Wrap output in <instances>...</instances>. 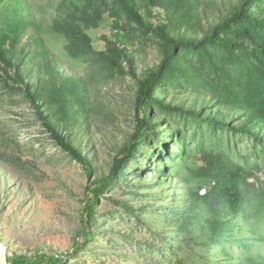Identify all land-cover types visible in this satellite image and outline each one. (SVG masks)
<instances>
[{"label":"rangeland","instance_id":"rangeland-1","mask_svg":"<svg viewBox=\"0 0 264 264\" xmlns=\"http://www.w3.org/2000/svg\"><path fill=\"white\" fill-rule=\"evenodd\" d=\"M26 1L19 20L32 24L18 43L21 60L13 66L0 60V242L8 252L69 258L55 264H264L261 127L249 132L241 116L223 124L226 104L207 108L211 97L228 99L221 83L262 76L264 29L234 52L214 45L175 51L179 59L154 90L161 105L148 107L143 141L100 196L93 239L85 243L86 188L108 176L135 140L141 85L169 43L130 17L121 0ZM133 1L148 23L196 42L247 0H195L176 17L167 11V3L178 5L174 0ZM5 15L0 11V21ZM25 84L89 159L92 180L85 162L46 127ZM65 86L74 92H54ZM231 165L243 175L239 208L225 194ZM78 242L85 244L75 252Z\"/></svg>","mask_w":264,"mask_h":264},{"label":"trees","instance_id":"trees-1","mask_svg":"<svg viewBox=\"0 0 264 264\" xmlns=\"http://www.w3.org/2000/svg\"><path fill=\"white\" fill-rule=\"evenodd\" d=\"M121 1L123 2L124 8L130 17L136 19L139 23L156 33L161 38L167 40L169 45L164 49L166 54L165 59L154 69L147 70L148 77L141 85L142 89L136 105L138 128L135 132V140L129 145L127 151L123 155L116 157L114 165L108 176L101 178L96 184L90 183L91 185H88L86 188L87 193L82 212V228L85 243L93 239L92 223L96 214L97 205L100 202V196L112 186L120 172L123 170L126 162L133 156L134 151L143 141L145 129L147 127L148 107L153 103H159L158 99L154 95V90L160 82H162L170 62L172 60L179 59L178 56L175 55V51L178 50L181 45L193 46L202 50L208 49V45H214L226 51L234 52L243 46L247 40L254 38L255 34H253V32L255 33L256 30L264 29V3H261L263 0H247L244 6L239 7L230 18L224 21H218L216 25L213 26L212 31L205 32L204 36L201 37L202 40L196 42L185 39V37L178 33L177 29H173L167 25L148 23L145 20L144 15L140 13V10L134 4L133 0ZM136 1L139 4L146 2L149 6H154L156 4H161L162 0ZM174 1L178 3L177 6H171L167 3V11L171 13L173 17H176L179 14L178 10L180 8L187 9L195 4V0ZM254 2H256L258 6L257 9H252ZM1 5L6 8L3 10ZM28 7L29 3L26 0H0V11L6 13V15L3 16V21H0V60L7 65L13 66L15 62L21 60V57L17 55V52L19 53L18 43L19 40L23 38L29 25L32 23L27 20L20 21L19 17H23L20 13ZM1 17L2 16H0V18ZM258 52H262V55L264 56V39H262V42L258 47ZM46 54L49 55V53ZM259 60L261 62L262 75L260 78H262L264 76V59L259 57ZM17 76L24 80L20 71H18ZM260 78L254 83H244L239 80L236 83H221L219 87L222 92L227 95L228 99L223 100L217 97H211L208 103L210 105H208L207 108L213 110L214 105L226 104V106L223 105V108L226 109L220 108V113L222 114V119H219L220 122L224 124L228 122V118H239L240 116L246 118L247 123L245 128L249 127L248 130L251 132L255 131L254 128L260 126L261 131L259 132L261 133L257 134V138L264 141V94L259 92L261 82ZM25 86L27 88L28 95L37 107L41 118L43 119L46 127L52 133L53 137L65 150L70 152L77 159L85 162L88 167L89 180H92L93 167L89 159L83 156L82 152L75 147V145L57 126L53 125L50 117L44 112L43 105L38 103L36 91L33 93L29 84H25ZM240 89L244 91L242 92ZM235 90L236 93H234ZM54 92H58L59 94L65 96L67 93L74 92V89L69 86H65L56 88ZM168 107L171 109L177 108L173 105H168ZM223 110H226L227 114L223 113ZM217 160H219L217 157L212 158L208 162V168L211 170L217 169ZM226 174L229 175L230 181L225 186V194L227 195L231 205L234 208H239L243 200V194L238 181L239 177L243 176L241 168L236 165H231L228 167ZM85 243L78 242L74 249L75 252L81 250ZM68 259L69 258L67 256H64L63 258L61 256L55 257L54 255L47 254L28 256L25 254H17L16 252L13 254L8 252L9 264H55L64 262Z\"/></svg>","mask_w":264,"mask_h":264},{"label":"water","instance_id":"water-1","mask_svg":"<svg viewBox=\"0 0 264 264\" xmlns=\"http://www.w3.org/2000/svg\"><path fill=\"white\" fill-rule=\"evenodd\" d=\"M0 264H9L7 247L0 242Z\"/></svg>","mask_w":264,"mask_h":264}]
</instances>
